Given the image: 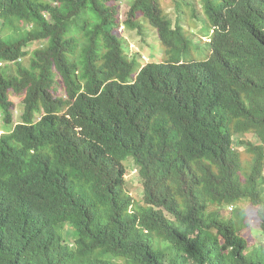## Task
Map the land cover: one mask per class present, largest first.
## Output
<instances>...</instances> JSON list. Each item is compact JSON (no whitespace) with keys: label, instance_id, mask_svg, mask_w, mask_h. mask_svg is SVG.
I'll return each mask as SVG.
<instances>
[{"label":"trees","instance_id":"trees-1","mask_svg":"<svg viewBox=\"0 0 264 264\" xmlns=\"http://www.w3.org/2000/svg\"><path fill=\"white\" fill-rule=\"evenodd\" d=\"M115 1L0 0V264H264L212 208L250 201L264 237V0H134L123 25L164 55L146 63Z\"/></svg>","mask_w":264,"mask_h":264},{"label":"rangeland","instance_id":"rangeland-1","mask_svg":"<svg viewBox=\"0 0 264 264\" xmlns=\"http://www.w3.org/2000/svg\"><path fill=\"white\" fill-rule=\"evenodd\" d=\"M134 0H116V8L118 13L116 14L117 22H118V33L121 37L126 40V45H128L129 53L138 54L139 60L141 63H146L154 60H163L162 46L159 43L158 36L156 31L151 27V25L146 22L144 23L143 32L141 34L137 29H129L123 25L124 20L127 19V14L130 5ZM191 1V0H189ZM194 6L197 8L200 13V6L198 4L199 0H194ZM163 3V8L165 12L170 16L175 18V7L170 0H161ZM190 12V11H188ZM200 17L201 14H200ZM201 28V24H196L194 29V33L192 35L194 41L202 34L199 30ZM201 31L203 29L201 28ZM203 39L207 40L206 37ZM39 44L34 42L29 45V50H33ZM198 56V55H197ZM199 58L202 57V54L199 53ZM26 63H28V59L26 58ZM62 93V91H59ZM10 99L13 102V121L21 122V114L23 111V103H22V95L18 93H14L10 91ZM2 129L1 131H3ZM0 131V132H1ZM241 144H235V148L239 150L241 159L244 164L251 166L253 161V154L249 152L246 147V143H250L257 146L262 144V138L257 132H247L241 135L236 136ZM130 159H133L131 156L127 157L123 160V165L127 167V174L125 175V188L128 193L134 198L137 202H142L143 199V187L142 182L138 176V173L134 172L133 162ZM264 172V171H263ZM213 209H218L221 215L224 216H233L234 214L241 215L239 218L236 216L237 224H239L240 233L246 236L248 241V246H256L264 243V237L260 231H258L259 219L256 214L255 208L252 206L250 201L246 199L237 202L235 205L217 207L212 206ZM233 210V211H232ZM238 226V225H237Z\"/></svg>","mask_w":264,"mask_h":264},{"label":"clouds","instance_id":"clouds-1","mask_svg":"<svg viewBox=\"0 0 264 264\" xmlns=\"http://www.w3.org/2000/svg\"><path fill=\"white\" fill-rule=\"evenodd\" d=\"M252 1V0H251ZM252 13H253V11H251ZM1 64V63H0ZM13 115V114H12ZM22 115V114H21ZM17 123H20V122H14L13 121V125H15V124H17ZM4 131H1L0 132V134L1 133H3ZM236 144H238V143H236ZM255 146V145H254ZM125 160V159H124ZM131 160V159H130ZM123 162V161H122ZM131 162H133V160H131ZM123 164V163H122ZM133 164V166L135 167L134 168V172H136V174L138 173V176H139V178H140V180H141V182H142V179H141V177H140V175H139V167L135 164V162H133L132 163ZM124 166V165H123ZM125 167V166H124ZM125 169H126V171H125V173H124V175H126L127 174V167H125ZM126 180V179H125ZM142 187H143V182H142ZM130 194V193H129ZM133 198V197H132ZM133 200H134V198H133ZM135 201V200H134ZM136 203H140V204H144V201H143V199H142V202H137V201H135Z\"/></svg>","mask_w":264,"mask_h":264}]
</instances>
